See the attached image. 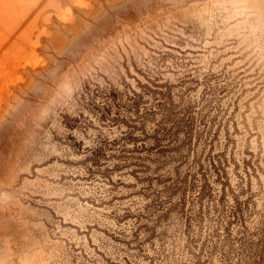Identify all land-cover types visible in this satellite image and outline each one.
<instances>
[{"label":"rangeland","instance_id":"obj_1","mask_svg":"<svg viewBox=\"0 0 264 264\" xmlns=\"http://www.w3.org/2000/svg\"><path fill=\"white\" fill-rule=\"evenodd\" d=\"M0 264H264V0H0Z\"/></svg>","mask_w":264,"mask_h":264}]
</instances>
